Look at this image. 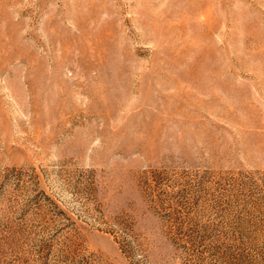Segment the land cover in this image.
<instances>
[{
  "label": "rangeland",
  "instance_id": "obj_1",
  "mask_svg": "<svg viewBox=\"0 0 264 264\" xmlns=\"http://www.w3.org/2000/svg\"><path fill=\"white\" fill-rule=\"evenodd\" d=\"M0 264H264V0H0Z\"/></svg>",
  "mask_w": 264,
  "mask_h": 264
}]
</instances>
